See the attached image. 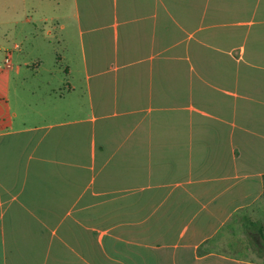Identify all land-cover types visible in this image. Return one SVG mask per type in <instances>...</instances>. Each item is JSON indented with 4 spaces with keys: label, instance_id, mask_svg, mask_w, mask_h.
<instances>
[{
    "label": "crops",
    "instance_id": "obj_1",
    "mask_svg": "<svg viewBox=\"0 0 264 264\" xmlns=\"http://www.w3.org/2000/svg\"><path fill=\"white\" fill-rule=\"evenodd\" d=\"M48 1L78 48L0 66V264H264V0Z\"/></svg>",
    "mask_w": 264,
    "mask_h": 264
},
{
    "label": "rangeland",
    "instance_id": "obj_2",
    "mask_svg": "<svg viewBox=\"0 0 264 264\" xmlns=\"http://www.w3.org/2000/svg\"><path fill=\"white\" fill-rule=\"evenodd\" d=\"M57 11L48 0H0V66L6 57L12 64L27 59L31 64L63 65L60 57L78 43L61 31L67 17L61 16L60 23L50 18Z\"/></svg>",
    "mask_w": 264,
    "mask_h": 264
},
{
    "label": "trees",
    "instance_id": "obj_3",
    "mask_svg": "<svg viewBox=\"0 0 264 264\" xmlns=\"http://www.w3.org/2000/svg\"><path fill=\"white\" fill-rule=\"evenodd\" d=\"M263 198H264V192H263ZM250 228L252 229L251 233L256 234V231L259 232L261 238L264 239V228L262 226V223L260 222H253L252 225L250 226ZM255 236V235H254Z\"/></svg>",
    "mask_w": 264,
    "mask_h": 264
}]
</instances>
